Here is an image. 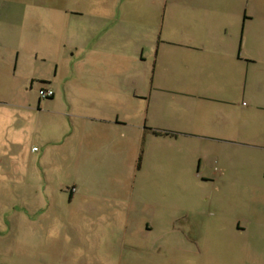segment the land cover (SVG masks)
I'll return each instance as SVG.
<instances>
[{
    "label": "crops",
    "instance_id": "0c3cea01",
    "mask_svg": "<svg viewBox=\"0 0 264 264\" xmlns=\"http://www.w3.org/2000/svg\"><path fill=\"white\" fill-rule=\"evenodd\" d=\"M4 7L0 137L22 144L34 118L38 146L25 151L37 153L44 171L49 163L69 171V203H86L97 218L123 216L115 201L120 188L140 182L143 170L150 177L168 166L177 170L167 176L176 184L188 177L264 183V16L258 13L264 4L6 0ZM66 8L77 16L65 37L70 45L25 33L29 19L40 23L45 12ZM14 58V68L18 59L40 64L47 73L38 90L48 87L53 95L38 96L35 106L12 101L7 69ZM137 58L149 63L127 83V63ZM10 152L19 155L21 148ZM253 225L237 220L235 231H253ZM247 256L264 264V246Z\"/></svg>",
    "mask_w": 264,
    "mask_h": 264
},
{
    "label": "rangeland",
    "instance_id": "374dc122",
    "mask_svg": "<svg viewBox=\"0 0 264 264\" xmlns=\"http://www.w3.org/2000/svg\"><path fill=\"white\" fill-rule=\"evenodd\" d=\"M5 2L0 0V15ZM248 4L262 5L264 0H248ZM258 13L264 16V10ZM75 18L69 8L48 11L40 23L29 19L25 33L47 44L62 40L70 45L65 37ZM58 24L60 32L54 33ZM142 61L129 60L127 83L149 58L146 64ZM14 63L15 58L7 69L14 85L10 99L35 106L40 78L47 72L29 59H18L16 68ZM33 120L22 135V144L0 137V264H253L255 257L247 255L264 246V183L207 184L188 177L176 184L167 176L176 175L177 170L156 164L155 176L148 177L143 170L140 182L120 188L115 201L124 206L123 216L112 218L109 212L97 218L90 208L87 211L86 203H69L64 192L70 183L69 171L50 163L44 171L37 153L25 151L38 146ZM20 148L19 155L11 154ZM164 153L163 167L167 166ZM193 161L196 165L197 158ZM108 190L107 199L113 201L112 188ZM247 219L254 230L235 231L236 221L245 224Z\"/></svg>",
    "mask_w": 264,
    "mask_h": 264
},
{
    "label": "built area",
    "instance_id": "2783aa9c",
    "mask_svg": "<svg viewBox=\"0 0 264 264\" xmlns=\"http://www.w3.org/2000/svg\"><path fill=\"white\" fill-rule=\"evenodd\" d=\"M53 95V91L51 88H48V87H43V88H40L38 90V96L39 98L41 99H45V98H48V97H51ZM35 149V147L33 148ZM74 190V188H70V191L72 192Z\"/></svg>",
    "mask_w": 264,
    "mask_h": 264
},
{
    "label": "trees",
    "instance_id": "16d2710c",
    "mask_svg": "<svg viewBox=\"0 0 264 264\" xmlns=\"http://www.w3.org/2000/svg\"><path fill=\"white\" fill-rule=\"evenodd\" d=\"M69 191H70V188H69Z\"/></svg>",
    "mask_w": 264,
    "mask_h": 264
}]
</instances>
